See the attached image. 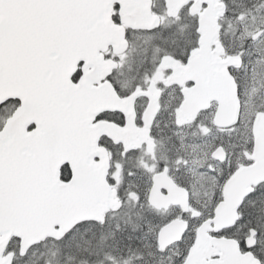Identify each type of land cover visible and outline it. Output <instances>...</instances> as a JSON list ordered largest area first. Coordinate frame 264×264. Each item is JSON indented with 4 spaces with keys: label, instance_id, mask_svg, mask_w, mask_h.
<instances>
[{
    "label": "snow or ice",
    "instance_id": "6c2138e0",
    "mask_svg": "<svg viewBox=\"0 0 264 264\" xmlns=\"http://www.w3.org/2000/svg\"><path fill=\"white\" fill-rule=\"evenodd\" d=\"M0 264H264V0H0Z\"/></svg>",
    "mask_w": 264,
    "mask_h": 264
}]
</instances>
